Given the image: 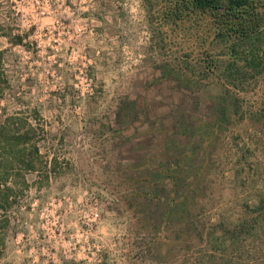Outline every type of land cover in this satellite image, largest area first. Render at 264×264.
<instances>
[{
	"label": "rangeland",
	"instance_id": "1",
	"mask_svg": "<svg viewBox=\"0 0 264 264\" xmlns=\"http://www.w3.org/2000/svg\"><path fill=\"white\" fill-rule=\"evenodd\" d=\"M172 7L0 0V128L20 137L0 148V264H264V45L260 68L218 40L201 53ZM231 63L246 117L217 135L201 236L156 208L144 220L127 206L124 157L155 151L179 110L206 119Z\"/></svg>",
	"mask_w": 264,
	"mask_h": 264
},
{
	"label": "trees",
	"instance_id": "2",
	"mask_svg": "<svg viewBox=\"0 0 264 264\" xmlns=\"http://www.w3.org/2000/svg\"><path fill=\"white\" fill-rule=\"evenodd\" d=\"M165 11L166 16L175 20L195 23V33H191V37L198 40L201 53H207L212 41L218 40L229 45L232 56L246 53L242 57L245 68H260L257 58L264 45V0H173V7ZM166 18L164 20L162 16L161 23L165 24ZM225 70L230 79H226L223 92L211 99L206 119L191 121L184 110H179L173 116L171 135L157 145L152 144L158 146L155 151L124 157L128 169L122 175L132 186L126 191L127 206L135 208L144 220L148 219L145 214L148 208H156L160 224L189 232L195 222L197 236H201L198 218L204 212L203 200L211 192L207 177L213 164L217 135L246 117L240 104L242 89H238L230 77L238 74L240 67L231 63ZM161 75L165 79L171 78L166 66L161 67ZM173 78L178 79L177 76ZM185 81L189 84L185 87L192 93L189 87L192 81L187 77ZM122 112L123 108L119 113ZM7 127L4 124L0 128V148L10 151L19 146L20 137L4 132ZM32 150L37 154L36 146ZM32 160L31 157L28 169L34 167ZM7 197L6 194L3 196L4 201Z\"/></svg>",
	"mask_w": 264,
	"mask_h": 264
}]
</instances>
